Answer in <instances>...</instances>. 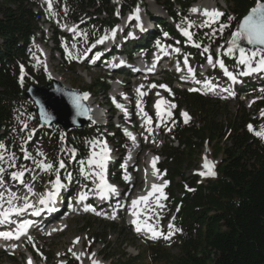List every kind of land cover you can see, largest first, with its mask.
I'll return each mask as SVG.
<instances>
[{
    "label": "trees",
    "instance_id": "1",
    "mask_svg": "<svg viewBox=\"0 0 264 264\" xmlns=\"http://www.w3.org/2000/svg\"><path fill=\"white\" fill-rule=\"evenodd\" d=\"M111 1L62 0L61 3L68 18L77 21L81 28L93 26L96 33L90 32L96 37L115 24ZM159 1L166 4L174 18H178V11L174 10L171 0ZM136 2L124 0V5L129 9ZM253 2L231 0L233 11L238 13L236 22H232V30H236L242 14L253 6ZM182 4L187 10V6ZM37 5L36 0H0V141L4 138L5 147L15 153L23 149L24 140L29 136L24 120L30 118L31 104L25 99L26 85L19 83V74L20 67L24 65L34 76L29 70L28 52L32 37L40 30V15L34 11ZM105 14H109V18L101 19ZM163 27L170 28L166 24ZM196 35L206 44L208 35L202 29H198ZM42 82L40 79L39 83ZM178 96L179 102L189 105L202 125L184 127L178 124L175 134L181 147L167 146L164 150L169 158L167 173L173 185L170 200L174 206L180 205L175 225L183 236L176 241L180 248L176 259L165 256L170 251L163 250L162 242L148 243L149 249L154 250L149 255L150 261H165L166 264H264V137L256 134L261 130L246 129V124L253 122L246 111L236 114L233 119L225 117L228 119L226 122H218L221 114L213 101L220 100L216 98L181 92ZM94 132L95 128H83L63 134L82 155L88 150ZM225 137L231 145L223 148L220 144ZM206 139L214 144L215 155L222 154L223 157L215 181L201 186L197 184V177L188 180L183 171L193 166L192 160L188 165L187 160ZM178 177L183 184L180 182L175 186L174 181ZM183 185L194 188V191L183 192ZM180 193L184 194L182 198L178 196ZM111 257L114 258L115 254ZM140 259V256L131 257L124 253L116 263L136 264Z\"/></svg>",
    "mask_w": 264,
    "mask_h": 264
},
{
    "label": "rangeland",
    "instance_id": "2",
    "mask_svg": "<svg viewBox=\"0 0 264 264\" xmlns=\"http://www.w3.org/2000/svg\"><path fill=\"white\" fill-rule=\"evenodd\" d=\"M201 1H206V0H199L200 3ZM212 1V0H211ZM219 6H222V13L223 15L216 20L213 23L220 22L222 20V17L224 18L228 17V25L230 27V23L233 22V16L234 13L232 11V6H231V0H214ZM40 6L38 7L37 10L44 12L45 17L49 18L51 23L47 24L44 22L42 19L40 22V33L37 34L35 37V49L37 53L40 49L36 48V45L39 44L40 38L43 40L41 43L43 44L44 41L47 40L49 36H51V32L46 33L45 31L52 25V23H55V26H52V30L55 31L59 19L60 21L65 20V16L63 14H59L58 10L60 8V0H51V6H49V0H39L38 1ZM155 0H140L138 3V8L140 4L142 5H153ZM121 3V0H114L115 5H119ZM185 3H188L185 2ZM192 6V5H191ZM190 6V10H191ZM155 7V6H153ZM136 9L131 14H135ZM36 10V9H34ZM158 12V10H155ZM142 12V11H141ZM189 13L192 14V11ZM117 15V14H116ZM226 16V17H225ZM127 18V16L125 17ZM196 22H203L205 20L198 21L196 17H194ZM207 20V19H206ZM209 20V19H208ZM168 22L170 20L168 19ZM198 23H194V26L197 25ZM153 24V23H151ZM189 25L190 23H185ZM209 26V25H206ZM52 31V32H53ZM66 31H70L69 29H66ZM45 32V35H44ZM219 35V34H218ZM221 38H215L213 39V43H216L215 41L221 42L222 38H225V40H228L231 37V34L228 32V29H224L223 33L220 34ZM75 38H60L57 37V40L53 42L52 40H49L48 47L51 48V46H57L60 51H55L54 49H50V58H47V63L48 65H51L52 68L62 77L63 83L68 86H72L78 90H89V91H101L103 88V83L105 86L108 88L109 93H112V89L110 86L107 84L111 82V79L109 78V75L112 73L107 71L104 66L105 64L102 63H97V64H91L90 60L93 61L95 56H93V53L85 58V55H88L91 51L85 52L90 44L89 42V36L84 33L81 38L76 37ZM130 42V40H128ZM131 44V43H130ZM217 44V43H216ZM224 43L222 44V46ZM202 50L198 52V58L203 56V52L205 51V47L201 46ZM44 50H48L44 47ZM216 51L220 52V47H216ZM34 52V53H35ZM202 52V53H201ZM250 53V52H249ZM49 55V53H48ZM75 57H79V59H76ZM197 59V58H196ZM40 60L35 61L33 59V72L37 73L38 71L42 70V74L44 75L45 80L47 81L48 78L46 77L45 73V66L43 67L40 65L38 62ZM88 63V64H87ZM242 64H240L239 59L237 60V63L235 64V69H241ZM84 75V76H83ZM128 78V80H127ZM153 78V77H150ZM215 78V77H214ZM112 79L115 81L119 82H125L126 84L125 87H128V84L133 82V85L131 86V91H135V89L138 86V83L136 80L132 77H123L121 75L114 74ZM164 79L167 81L169 84H174L175 79L171 77L170 75H167L164 77ZM44 80V81H45ZM51 81V80H50ZM107 82V83H105ZM150 87L151 82L147 83ZM160 85H163L162 83H158V87ZM176 86H179L175 83ZM129 86V87H130ZM172 89L173 86L171 85ZM184 88L183 86H181ZM163 88V87H161ZM91 89V90H90ZM190 90H193L194 88H188ZM181 91H187V90H181ZM189 92V91H188ZM257 93V92H256ZM170 96L174 97V105L176 104V107L179 109L180 106L175 100V94L170 92ZM219 99V98H216ZM103 100V99H100ZM220 102L213 101L215 103V107L221 114L218 122H226L228 119H233L236 114L241 115L244 113V111L247 112L248 110H251L250 114H253V108L254 106L249 105V101H246V103L242 104V102L239 98H232L231 100H221L219 99ZM239 100V101H238ZM185 103H183L184 105ZM97 106V105H96ZM147 108L149 109L152 107V101L148 100L146 103ZM188 109L186 111L191 115L192 118V112H194L190 106L184 105ZM246 106V107H245ZM185 109V108H184ZM191 110V111H190ZM262 110L259 111V115L261 114ZM228 119H226V118ZM136 118V116H135ZM198 118V117H197ZM136 125H138V133L141 134L142 137V144L145 147V143H148V146H146L145 151L143 150L142 153V158L139 160L138 164V170H140V165L141 163H144L145 160V154H149L147 150H151L156 152L157 154L163 153L164 149L166 148L167 144H170L171 142V129H173V124H175L174 121H170L167 124V128H165V132L169 133L168 137H165L164 135L159 136L157 133V129L155 126L154 131L155 133L153 134L152 137L148 136V132L151 133L153 130L143 129L141 131V123L138 121H135ZM201 126L202 124H198L197 126ZM32 127L35 129L38 126H36V123H33ZM115 128L118 127L117 122L114 125ZM125 129V128H124ZM123 129V130H124ZM116 131V129H115ZM112 130H106L104 132H107L109 137L112 138V140H117V137L115 136L116 132ZM129 136V135H128ZM158 136L156 139L155 137ZM38 142L35 144L36 147L31 150L32 154L35 156V158H41L43 164H51L52 168L51 169H45L41 164H33L34 168L38 172V175L40 177H43L44 183L49 184L51 177L54 179L57 177V175L61 174L62 172L66 174V171H59L62 167L59 169L56 168V165H53V156H52V151L53 147L51 146V143L48 142L43 136L40 137V139L37 140ZM105 144L109 143L111 144L110 141L105 140ZM114 143V141H113ZM114 145V144H113ZM172 147H176L177 143L174 141V143L170 144ZM214 144H211L209 141L204 142L202 146H197L196 147V152L192 157H189L187 160V165L188 161L192 160V167L190 168H185L183 171L185 173V178L191 179L195 175V173L198 175L200 180H203L205 178L207 173H205L202 169V161L204 160L205 156L210 157L211 154L216 158V160L219 162L222 159V156H216L214 153ZM95 147V152L97 153L98 147L100 150H102V144L99 143V141H96L94 144ZM94 148V147H93ZM187 150V147L186 149ZM43 153V155H41ZM100 153V152H99ZM3 159H0V166H4L6 164V160L4 159V155L2 154ZM219 158V159H218ZM162 159V158H161ZM38 162V159H37ZM12 165L15 164L14 161H11ZM72 164V163H71ZM71 166V165H70ZM83 167L84 171H81V168ZM64 169H67L68 167H63ZM74 174L76 179L84 177L87 181H90L91 184H96L98 178L95 175V172L97 170L95 168H88L87 164H82V163H77L75 160L74 163ZM87 173V174H86ZM203 173V174H202ZM202 177V178H201ZM52 181V182H53ZM77 181L76 189H81V186H83V183L81 184L80 182ZM181 178L178 177L175 179L174 184L177 186V184H180ZM8 184L16 189H21L19 186H17L16 182H11L8 181ZM131 188V187H130ZM140 188V187H139ZM171 188L168 189L167 194L163 195L161 198H157V200L149 206L148 209L152 211L151 214V220L157 222L159 225L162 226V228L169 227L168 223L161 222L163 218L168 216L167 212L171 208V201L169 200V191ZM1 190V189H0ZM21 191H23L21 189ZM135 190H131L129 193V200L128 202L132 201V198L135 196H138L137 193H134ZM166 192V191H165ZM164 192V193H165ZM128 218V214H124V217H118V218H113L110 220H101L98 218L96 214H91V215H83V214H75L72 217H70L68 220L65 222H68V228L59 232L60 234L55 235L54 237H43L39 238L38 242H42L45 246V251L48 253L46 261L48 264H61V262L67 261L68 260H75V255L73 253H77L79 249H82L86 255H93L94 257L90 260L92 262L93 260L99 261V264H116V261L118 258L124 254L127 253L130 256H135L139 254L140 260L136 264H166L165 261H157V262H151L149 259V255L154 251L153 249H149L148 245L141 240L140 236H136L133 232V230L129 229L128 223L126 222ZM114 226L116 229H114ZM67 227V226H66ZM167 232L168 230L165 229L164 235L162 239L160 240H166L167 239ZM168 240V239H167ZM164 246L163 250L170 251L169 254L165 256H171L173 259H176V256H179L180 254V248L179 244L177 245L174 242H171V245H161ZM88 250V251H87ZM100 251L99 257L104 258V263L99 259L95 258L96 252ZM88 252V253H87ZM90 252V253H89ZM161 252V250L159 251ZM98 253V252H97ZM112 254H115V257L111 259ZM10 256L9 254L0 251V264H20L19 260L17 259L18 253L14 257ZM165 260V259H164ZM66 262V263H67ZM78 262V261H77ZM80 264V262H78ZM44 264V263H43Z\"/></svg>",
    "mask_w": 264,
    "mask_h": 264
},
{
    "label": "snow or ice",
    "instance_id": "3",
    "mask_svg": "<svg viewBox=\"0 0 264 264\" xmlns=\"http://www.w3.org/2000/svg\"><path fill=\"white\" fill-rule=\"evenodd\" d=\"M49 6H51V0H49ZM139 11L140 9H136V18L139 19ZM190 11L192 12H198L200 11L198 8L193 7ZM203 15L208 17L209 20L212 22H215L216 19H218L220 16L223 15L222 12H220L218 9H207L205 8L203 10ZM225 26H222V29ZM74 30V29H73ZM113 35H115V32H113ZM185 36H191V33L187 30H184ZM106 38V37H105ZM241 40H246L248 44L254 45V46H260L255 49H253L250 53L246 51L244 47H242L238 42ZM103 42V40L99 41ZM230 47L227 49V53L229 55L234 54V51L236 49L239 50V62L242 65H246L248 68L247 72H244L243 75H249L253 72H264V0H257V3L255 7L251 8L249 14L243 17L242 23L239 24L238 29L236 32L233 33V38L230 42ZM176 51H179V49H176ZM207 51V49H205ZM76 59H79V57H75ZM209 63H212V57L209 56ZM220 67H224V61H219ZM193 70L189 68V72H192ZM227 75L233 80L236 81L237 77L232 72H227ZM199 83V81H197ZM210 85V82H208ZM160 87H166L165 85H160ZM143 95V93H141ZM74 97V101L77 104L78 107H82L80 104L81 100H86L88 98V93H83L82 95L72 93L71 94ZM119 107H122L121 105H118ZM174 106V105H173ZM160 107V104H157V108ZM85 112L90 111V109H85ZM171 115V113H168ZM264 114V113H262ZM146 115V114H145ZM185 116V122H187L188 115L187 113H183ZM148 122L151 123V118H148ZM250 130L252 129V126L249 125ZM131 135V133H128ZM259 136L264 137V129H262L260 132L256 133ZM133 139H135L133 137ZM96 142H93L95 144ZM3 145H0V148H3ZM43 155V153H41ZM0 159H3L2 155H0ZM108 159L107 155V149L105 148L104 152L101 154H97L95 151H93L92 157L89 158L88 163L90 165H97L99 168V171L95 172V175L99 177L100 183L97 185V187L100 190L101 196H106L109 192L115 193L117 191L116 187L114 185H111L107 182L105 178V170H106V161ZM206 159V158H205ZM83 164V161L81 162ZM40 164L45 169H51V164H43V162H40ZM13 166L14 165H10ZM63 162L60 163V167H63ZM205 167H209L207 159L205 163ZM5 170L0 167V173H3ZM81 171L83 172V167L81 168ZM24 174V170L18 171V172H12L11 176L12 178L19 179L21 183H23L22 177ZM87 174V173H86ZM203 174V173H202ZM208 175H215V172L209 171L207 173ZM0 181H2V177H0ZM166 183V182H165ZM0 186H2V183H0ZM63 187L61 184L59 177H57L55 181V191L48 192L45 196H42L39 203L41 205H44L45 208H48V205L55 200V197L59 191V189ZM164 185H153L152 186V192H149L148 196H143L138 198V200L132 201V207H133V215L137 218L139 217V211H137V205L140 201H144L145 203L148 201V198L153 195L154 192L160 191L161 196H163L162 188ZM29 191L31 192L32 189L29 186ZM10 199L7 201V204L9 207L5 209L3 207V204L0 203V224H5L12 222L11 216L13 213L20 215L23 214L27 209L34 208V205L28 202V197H24L25 203L22 206H17L13 203L14 200L19 199L14 193H10ZM4 193H0V201L3 200ZM87 198L86 193L81 192L79 195V199L81 201L85 200ZM51 210V209H49ZM87 210V207H86ZM43 211V209H35L34 215H40V212ZM136 224V230L139 232L142 229V224L139 221V219L133 221ZM33 221L24 219L17 223L16 228L13 231H0V238L4 239H19L22 235L27 233L28 228L32 225ZM143 227H146L148 232L151 233L153 238H156L163 233L156 230L153 226L148 225L146 223L143 224ZM29 240H31V237H28ZM73 255H76V253H73ZM80 255H83L81 253ZM94 255V254H93ZM79 259V257H77ZM29 264H32L31 259H29ZM63 264V262H62ZM92 264H99V261L93 260Z\"/></svg>",
    "mask_w": 264,
    "mask_h": 264
},
{
    "label": "bare ground",
    "instance_id": "4",
    "mask_svg": "<svg viewBox=\"0 0 264 264\" xmlns=\"http://www.w3.org/2000/svg\"><path fill=\"white\" fill-rule=\"evenodd\" d=\"M201 2L202 3L198 2L196 4V6H195L200 11L192 12V16L196 17V19L198 21H201V20H205L206 21V19L208 20V17L203 15V10L205 8H207L209 10H211V9H218L219 10V4H217L214 0H212V1L211 0H206V1H201ZM152 7H153V5H152ZM155 7H153L154 10L152 12L154 14L159 13V10H158L159 8L157 9V7L156 8ZM148 10H150V8ZM155 10H158V12L155 11ZM142 13H143V11L142 12L139 11V17H142ZM131 16L135 17L136 16V12H135L134 15L131 14L130 16H127V18H129ZM38 52L41 55V57H40L41 63L43 64V67L45 66L46 77L49 80H57V81L63 82L62 77L52 68V66L46 64L47 63L46 59L50 58V55H48L47 51L44 50V49H40ZM159 54H161V53H159ZM159 54L156 55L155 57H160ZM118 62L119 61H117L116 63H118ZM178 68H183V67L178 64ZM127 69H129V68H127ZM183 74L186 75V72H183ZM130 76H132V73H130ZM185 77H187V76H185ZM137 83H138V86H137L138 88H143V87L147 86L146 82L143 79L137 81ZM130 85H133V82L128 84L127 89L131 88ZM150 87L151 88H156L157 85L150 84ZM124 88H125V85H123L121 82L115 81L113 83V85H112V94H113V96L119 95L121 93V91L124 90ZM157 92H159V91H157ZM139 101H137L136 103L138 104L137 106H138V109L140 110V108L142 107V104ZM87 104H88V107L90 108V112H92V114L95 113L96 106L94 105L92 98H89V97L87 98ZM173 105H174V103L170 102V106L173 107ZM174 107H175V105H174ZM145 117L147 118V116H145ZM132 130L133 129H129V131H132ZM141 146H143L142 143H141ZM91 157L92 156H90L89 158H91ZM89 158H88V160H89ZM132 161H133V155L131 154L129 156V159H128V164H131ZM158 164L159 163H157V159L154 156L149 155L146 158V167H145V169L147 171H149V172H147L146 174H143V175L141 173V175H142L141 180H137L136 181V185H135L136 187L134 189H132V192H133V190H135L134 193H137L138 196L133 197L132 200H138V198H140V197L148 196L149 192H152V186L153 185H164V187L162 188V192L164 194V192L166 191V188H167L166 187L167 186V181H166V178L164 177V175L162 173L156 174V167H158ZM144 178L147 179L146 183H144ZM128 179L130 181H132L131 176H128ZM158 196L162 197L161 194H160V191L154 192L153 195L148 198V201L146 203L144 201H141L140 206L138 207V205H137V209L136 210L139 211V213H140L138 218L136 216H134L133 213L129 215V221L132 223L133 221L139 219V221L142 224V230H144V232H147L148 234H150V232H148L146 227H143V224L144 223L148 224L147 220H148V208H149V205ZM130 210L133 211L132 203L130 205ZM135 227H136V224H135ZM66 228H67L66 227V223L65 222H61V223H59L57 225L50 226L49 229H48V233H50V234H55V233H59V232L63 233L62 231L65 230ZM23 239H24V236L19 239L18 243L23 241ZM81 253H83V255H80ZM96 255H98L97 252H96ZM77 257H79V259ZM93 257H94L93 255H90V256L86 255L82 250H78V252L75 255V258L81 264H92V262H90V260Z\"/></svg>",
    "mask_w": 264,
    "mask_h": 264
},
{
    "label": "water",
    "instance_id": "5",
    "mask_svg": "<svg viewBox=\"0 0 264 264\" xmlns=\"http://www.w3.org/2000/svg\"><path fill=\"white\" fill-rule=\"evenodd\" d=\"M242 20L240 23H242ZM238 43L246 50L260 47L250 45L246 40H241ZM237 51L238 49L234 51V54L229 55V57L235 58ZM72 93L82 95L81 92L67 89L60 82L54 81L52 85L48 84L47 86L35 87L31 85L25 94L37 106L36 112L42 124L50 127L53 123H57L65 129H69L73 126L82 127L90 120L89 111H84L88 109L86 103L84 100H81L80 104L82 107H78L74 101V97L71 95Z\"/></svg>",
    "mask_w": 264,
    "mask_h": 264
}]
</instances>
